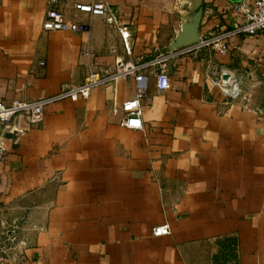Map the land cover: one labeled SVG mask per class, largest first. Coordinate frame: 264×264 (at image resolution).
Masks as SVG:
<instances>
[{
    "label": "crops",
    "instance_id": "obj_1",
    "mask_svg": "<svg viewBox=\"0 0 264 264\" xmlns=\"http://www.w3.org/2000/svg\"><path fill=\"white\" fill-rule=\"evenodd\" d=\"M90 1L57 5L81 30L45 31L48 0H0V99L109 69L126 57L117 25L135 62L168 55L170 87L145 68L48 104L38 125L16 117L14 137L0 125V232L17 219L23 242L0 264H264V35L224 36L225 53L202 42L232 29L231 0H98L117 25L74 8ZM192 17L198 39L172 47ZM222 68L241 78L236 99L213 83ZM138 88L142 128L121 126Z\"/></svg>",
    "mask_w": 264,
    "mask_h": 264
},
{
    "label": "built area",
    "instance_id": "obj_2",
    "mask_svg": "<svg viewBox=\"0 0 264 264\" xmlns=\"http://www.w3.org/2000/svg\"><path fill=\"white\" fill-rule=\"evenodd\" d=\"M59 1L48 0V8L42 22V29L45 31L81 30L84 24L67 20L63 11L57 7ZM74 8L87 12L90 15L100 16L108 24L117 25V20L113 15L111 7L103 1L92 0L87 3H75ZM230 8L236 15L232 29L210 39L202 40L203 43L216 45L221 53L227 51V47L223 42L224 36L230 34L264 35V0H231ZM117 29L124 41L125 58L116 59L109 69L90 70L84 83L75 88L61 91L56 95L41 97L36 100L12 99L9 102L0 99V125L16 135L24 131L23 128L15 126L14 119L16 117H23L27 126L38 125L43 119L44 110L48 104L67 97L73 98L78 94L86 95L92 86L110 83L121 76H132L136 81H141L143 77L142 72L145 68H152L154 70L157 90H167L170 87L166 67L168 55L155 49V56L148 62H135L132 58L131 47L127 42L130 37L129 30L124 25H117ZM213 83L228 98L236 99L240 95L241 78L226 68L220 69L218 75L213 79ZM140 95L141 88H138L136 97L122 102L123 117L120 120L121 126L132 129L142 128ZM4 151L5 148L2 141H0V159L3 157ZM20 228L19 220L17 219L8 226H4L0 232L3 238L1 241L3 244L0 242V255H7L8 250L13 249L17 242L23 243L17 241ZM169 232L170 227L167 223L157 225L152 229V233L156 236L165 235Z\"/></svg>",
    "mask_w": 264,
    "mask_h": 264
},
{
    "label": "water",
    "instance_id": "obj_3",
    "mask_svg": "<svg viewBox=\"0 0 264 264\" xmlns=\"http://www.w3.org/2000/svg\"><path fill=\"white\" fill-rule=\"evenodd\" d=\"M197 17L189 18L188 22H185L182 24V30L178 34L176 41L172 43V47L178 46V45H184L187 43H191L193 41H196L198 39V33H197ZM7 137H14V133H6Z\"/></svg>",
    "mask_w": 264,
    "mask_h": 264
},
{
    "label": "rangeland",
    "instance_id": "obj_4",
    "mask_svg": "<svg viewBox=\"0 0 264 264\" xmlns=\"http://www.w3.org/2000/svg\"><path fill=\"white\" fill-rule=\"evenodd\" d=\"M223 255V254H222ZM231 260V263L229 262V263H226L225 261H226V259H225V261L223 260V262L221 263V264H232V259H230ZM227 261H228V259H227Z\"/></svg>",
    "mask_w": 264,
    "mask_h": 264
}]
</instances>
